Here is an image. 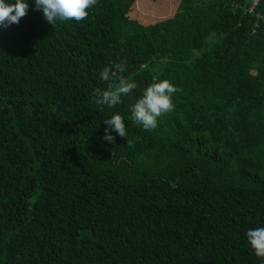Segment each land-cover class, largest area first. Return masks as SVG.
Returning <instances> with one entry per match:
<instances>
[{"label": "trees", "instance_id": "trees-1", "mask_svg": "<svg viewBox=\"0 0 264 264\" xmlns=\"http://www.w3.org/2000/svg\"><path fill=\"white\" fill-rule=\"evenodd\" d=\"M179 0L149 24L97 0L50 25L29 0L0 28V264H264V0ZM137 88L96 103L106 65ZM179 91L146 131L130 106ZM119 112L128 137L102 139ZM115 135V133H113Z\"/></svg>", "mask_w": 264, "mask_h": 264}, {"label": "clouds", "instance_id": "clouds-1", "mask_svg": "<svg viewBox=\"0 0 264 264\" xmlns=\"http://www.w3.org/2000/svg\"><path fill=\"white\" fill-rule=\"evenodd\" d=\"M97 0H32L35 9L42 12L45 20L53 25L58 21H80L89 15L88 10L95 5ZM29 0H0V28L18 24L27 14ZM126 62L121 61L106 65L99 73L100 79L110 82L105 89L95 91L96 103L107 108H114L122 102V97L137 88L136 82L131 77L122 75ZM179 89L168 79L153 78L138 99L130 106L131 120L146 131L155 129L158 118L174 109L173 94ZM125 118L115 112L104 119V135L102 139L114 143L116 136L128 137ZM115 133V135H113ZM246 240L254 255L264 259V227L249 229Z\"/></svg>", "mask_w": 264, "mask_h": 264}, {"label": "rangeland", "instance_id": "rangeland-1", "mask_svg": "<svg viewBox=\"0 0 264 264\" xmlns=\"http://www.w3.org/2000/svg\"><path fill=\"white\" fill-rule=\"evenodd\" d=\"M177 2L179 0H129V15L149 24L170 17Z\"/></svg>", "mask_w": 264, "mask_h": 264}, {"label": "built area", "instance_id": "built-area-1", "mask_svg": "<svg viewBox=\"0 0 264 264\" xmlns=\"http://www.w3.org/2000/svg\"><path fill=\"white\" fill-rule=\"evenodd\" d=\"M262 0H251L250 2V6H249V9L248 11L249 12H252L253 9L261 2Z\"/></svg>", "mask_w": 264, "mask_h": 264}, {"label": "bare ground", "instance_id": "bare-ground-1", "mask_svg": "<svg viewBox=\"0 0 264 264\" xmlns=\"http://www.w3.org/2000/svg\"><path fill=\"white\" fill-rule=\"evenodd\" d=\"M250 6V5H249ZM251 13V12H250Z\"/></svg>", "mask_w": 264, "mask_h": 264}]
</instances>
